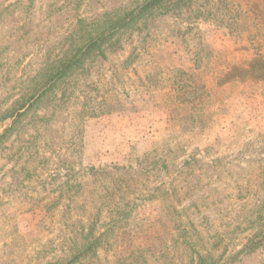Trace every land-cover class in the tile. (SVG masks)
Wrapping results in <instances>:
<instances>
[{"label": "rangeland", "instance_id": "374dc122", "mask_svg": "<svg viewBox=\"0 0 264 264\" xmlns=\"http://www.w3.org/2000/svg\"><path fill=\"white\" fill-rule=\"evenodd\" d=\"M149 1L0 0V264H264V0Z\"/></svg>", "mask_w": 264, "mask_h": 264}, {"label": "trees", "instance_id": "16d2710c", "mask_svg": "<svg viewBox=\"0 0 264 264\" xmlns=\"http://www.w3.org/2000/svg\"><path fill=\"white\" fill-rule=\"evenodd\" d=\"M156 0H150L149 2L145 3L141 7L135 9L128 15H126L121 21L115 25L114 29L109 33V35L115 34L119 29H123L127 26H129L131 23L137 20V18L141 17L142 15L146 14L148 11L152 9L154 5H156ZM107 37H100L97 40L93 41L89 46H87L84 50L80 51L77 56L71 62H69L68 65L64 66V68L59 72L58 77H63L67 74L68 71H70L72 68L78 66L80 63L83 62L87 58V56L90 54L91 50L95 47H97L98 43H103ZM264 71V69H263Z\"/></svg>", "mask_w": 264, "mask_h": 264}]
</instances>
